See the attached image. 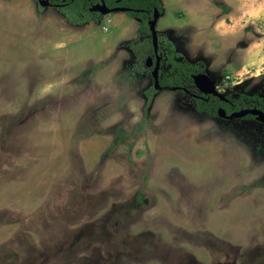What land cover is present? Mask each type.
Wrapping results in <instances>:
<instances>
[{
    "label": "rangeland",
    "instance_id": "rangeland-1",
    "mask_svg": "<svg viewBox=\"0 0 264 264\" xmlns=\"http://www.w3.org/2000/svg\"><path fill=\"white\" fill-rule=\"evenodd\" d=\"M160 1L162 73L171 42L221 95L264 98V0ZM114 13L0 0V264H264V124L183 90L145 109L147 34Z\"/></svg>",
    "mask_w": 264,
    "mask_h": 264
},
{
    "label": "trees",
    "instance_id": "trees-1",
    "mask_svg": "<svg viewBox=\"0 0 264 264\" xmlns=\"http://www.w3.org/2000/svg\"><path fill=\"white\" fill-rule=\"evenodd\" d=\"M94 0H67L62 2L63 6H60L59 9L66 14L73 22L75 23H85L88 21H97L101 16L98 12L90 11V2ZM109 6H117L123 5L129 8L127 15L130 17L140 20V32L146 33L147 35H151L149 30V20L153 17L154 10L158 9L159 12H162V3L160 0H105ZM55 2H61L60 0H56ZM143 38L142 41H139V45L141 46L139 52H137L138 58L142 59L143 67L149 69L145 62L147 58L150 56H154L152 38L150 37ZM168 51V62L170 63V69L166 73H162L160 71L161 76V85L166 86H178L185 87L187 83L193 82V75L202 73V69L195 65L191 64L187 61L177 60L180 55L175 50L173 43L167 42L165 44ZM137 46L131 45V48L134 50ZM162 53V50H159ZM142 57V58H141ZM188 89V88H187ZM179 90H183L180 88ZM154 85L153 89L148 93V100L145 106V109L151 103L153 93L156 92ZM230 102H224L216 97H210L209 100L197 98L196 108L204 113H207L212 116H218L217 110L220 107H223L227 110L228 113H232L233 111L240 110L242 108H258L264 111V98L258 95H246V94H237L235 97L228 96L227 97ZM246 118H255L252 115L247 116ZM143 129V125L141 123L138 124V129ZM118 137L120 139L125 138L126 135L120 131L118 133Z\"/></svg>",
    "mask_w": 264,
    "mask_h": 264
},
{
    "label": "water",
    "instance_id": "water-1",
    "mask_svg": "<svg viewBox=\"0 0 264 264\" xmlns=\"http://www.w3.org/2000/svg\"><path fill=\"white\" fill-rule=\"evenodd\" d=\"M63 1H67V0H63ZM40 4L43 7L49 6L50 0H41ZM128 10L129 9L125 8V7L110 8L107 5L105 0H100L99 3H96L90 7L91 12H98L101 15L114 13V12L126 13V12H128ZM159 18H160V12L158 9H155L152 19L149 20V30L151 32V38H152V44H153L155 59H153L152 57H148L146 66L147 67L153 66L152 76L154 79L155 90H157V91H160V90L177 91L181 87L161 85L160 70H161L162 55L159 52V50H160L159 36H158V32H157V23H158ZM192 77H193V81H194L196 88L202 94L217 97L221 101H228V99L225 96L221 95L218 92L216 84L213 82V80L206 73L194 74ZM217 114L220 118L228 119V120L242 119V118H245L249 115H252L256 118V120H258L260 123L264 124V111L261 109H258L256 107L255 108H242L240 110L233 111L232 113H228L225 108L220 107L217 110Z\"/></svg>",
    "mask_w": 264,
    "mask_h": 264
},
{
    "label": "flooded vegetation",
    "instance_id": "flooded-vegetation-1",
    "mask_svg": "<svg viewBox=\"0 0 264 264\" xmlns=\"http://www.w3.org/2000/svg\"><path fill=\"white\" fill-rule=\"evenodd\" d=\"M39 4H40V1L41 0H36ZM61 2H55V1H52V0H50V7H52V6H54V7H57V8H59L60 6H63V5H66V4H63L62 2H64L63 0H60ZM100 2V0H94V1H92V3L90 2V6H93L94 4H96V3H99ZM108 5V4H107ZM109 6V5H108ZM110 8H115V7H125V8H127L126 6H123V5H117V6H109ZM129 9V8H128ZM127 13V12H126ZM139 22H140V20H138ZM160 54H162V53H160ZM153 57H155V55L153 56ZM155 59V58H154ZM161 71V70H160ZM194 82V81H193ZM182 89H183V91H185L186 93H189L194 99H197V98H201V99H205V100H209L210 99V97H214V96H210V95H204V94H202L201 92H200V94L198 95V94H192V93H190V91L187 89V88H185V87H181ZM188 90V91H187ZM217 98V97H216ZM218 99V98H217ZM220 100V99H219ZM224 102H227V103H229L230 102V100L228 99V101H224ZM223 108V107H222ZM262 110V109H261ZM243 119V118H242ZM256 119V118H255Z\"/></svg>",
    "mask_w": 264,
    "mask_h": 264
},
{
    "label": "crops",
    "instance_id": "crops-1",
    "mask_svg": "<svg viewBox=\"0 0 264 264\" xmlns=\"http://www.w3.org/2000/svg\"><path fill=\"white\" fill-rule=\"evenodd\" d=\"M109 15H113V18L115 19V21H119L118 20V17H116V15H115V13H109L108 15H104L102 18V21L107 17V16H109ZM160 18H161V16H160ZM120 20H122V19H120ZM125 19H123V21H124ZM161 20V19H160ZM101 21V22H102ZM109 21H111V19H109ZM113 21V20H112ZM103 23V22H102ZM158 23H159V20H158ZM117 25V24H116ZM123 25L124 24H121V26H120V28H123ZM168 27V26H167ZM170 27V26H169ZM104 31H107V30H104Z\"/></svg>",
    "mask_w": 264,
    "mask_h": 264
}]
</instances>
